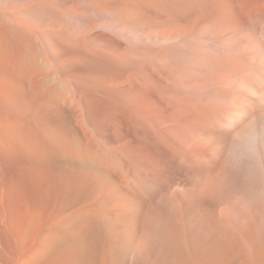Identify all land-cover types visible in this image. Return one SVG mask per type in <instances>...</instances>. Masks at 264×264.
Returning a JSON list of instances; mask_svg holds the SVG:
<instances>
[{
	"label": "bare ground",
	"instance_id": "1",
	"mask_svg": "<svg viewBox=\"0 0 264 264\" xmlns=\"http://www.w3.org/2000/svg\"><path fill=\"white\" fill-rule=\"evenodd\" d=\"M0 264H264V0H0Z\"/></svg>",
	"mask_w": 264,
	"mask_h": 264
}]
</instances>
